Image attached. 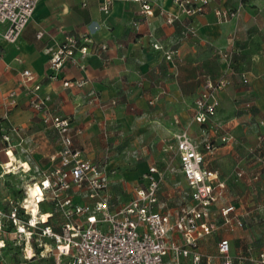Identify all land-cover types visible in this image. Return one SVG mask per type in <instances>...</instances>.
Masks as SVG:
<instances>
[{
    "label": "crops",
    "instance_id": "crops-1",
    "mask_svg": "<svg viewBox=\"0 0 264 264\" xmlns=\"http://www.w3.org/2000/svg\"><path fill=\"white\" fill-rule=\"evenodd\" d=\"M152 1L157 5L156 15L145 20L140 15L139 5L131 2L114 3L110 15L105 16L99 9V0H42L17 43L0 41V131L9 135L14 156L15 147L32 137L35 125L56 134L30 107L31 90L39 84L41 95L49 98L48 109L71 119L74 142L83 156L106 164L113 171L114 192L122 194L124 199L131 198L132 187L151 166L162 170L156 162L162 153L173 148L177 153L176 146L159 143L157 136L175 137L182 131L188 132L186 87L195 82L194 115L195 101L207 84L218 82L214 78L218 66L215 53L220 48L244 58L246 69L243 72L248 75L249 85L246 91L236 89L232 96H227L226 92L234 89L233 82L215 94L218 107L214 124L224 125L219 112L225 104L237 100V108L242 109L244 95L251 98L248 104H253L258 114L264 113V0H212L206 11L193 19L198 29L196 38L184 37L180 23L168 25L159 16V8L175 10L173 0ZM219 8L237 10L238 15L227 23H218L215 10ZM91 29L94 42L106 43L108 50L100 56L80 60L83 66L68 63L53 76L49 69V49L70 33ZM39 32L44 34L42 39L37 37ZM155 43H160L163 49H154ZM167 51L173 52L172 62L166 59ZM25 69L36 75L27 88L19 85L20 73ZM68 79L87 83L80 89L70 90L63 86ZM11 90H17L18 100L14 108L8 109L5 101ZM251 118L242 110L232 119L235 126L233 134L230 133L234 137L230 146L234 155L232 163L246 169L260 166L245 156L247 147H254L258 136L264 132L254 133L245 126L237 127ZM252 120L263 122L259 115ZM195 125L202 138V127L191 123V127ZM209 137L217 144L216 151H220L224 145L211 129ZM57 141L59 149L49 155L51 165V158L61 148L58 136ZM244 142L249 145L243 147ZM206 160L208 168L217 171L220 180L225 182L217 164L219 158ZM20 161L31 166L29 160ZM165 166L162 171L166 173L167 184H185L180 168L176 169V174H171L168 170L173 169L171 164L165 163ZM206 240L201 242V250ZM230 242L232 255L238 256Z\"/></svg>",
    "mask_w": 264,
    "mask_h": 264
},
{
    "label": "built area",
    "instance_id": "built-area-1",
    "mask_svg": "<svg viewBox=\"0 0 264 264\" xmlns=\"http://www.w3.org/2000/svg\"><path fill=\"white\" fill-rule=\"evenodd\" d=\"M41 1L0 0V41L17 43ZM116 2L138 4L140 15L145 20L156 15L157 5L152 0H99L101 13L109 16ZM211 2L173 0L174 11L159 8L158 14L168 25L180 23L184 37L196 38L198 29L193 19L203 14ZM237 15V10H215L218 23H227ZM97 29L94 27V30ZM43 36V32L37 34L38 39ZM153 47L163 49L160 43H155ZM107 50L106 43L94 42L92 29L70 33L56 47L49 49V69L53 76H57L68 63L83 66L80 60L100 56ZM166 59L172 62L173 52L167 51ZM241 78L244 84L249 83L246 73H242ZM35 79L36 75L25 69L20 73L19 85L27 88ZM86 83L85 80L68 79L64 80L63 86L73 90L82 88ZM229 84L225 78L215 84L209 82L195 101L193 122L202 127L205 152L187 131L175 136L186 185L184 194L177 197L168 193L166 196V173L151 166L132 187L129 199L114 192L113 171L106 164L83 156L74 142L71 119L52 113L47 106L48 96H42L41 85L35 84L31 90L30 107L45 126L56 132L61 148L51 158L52 165L42 178L26 185V198L22 205H12L8 210L0 207V236L6 232L5 228L9 229L8 233L13 234L14 242L19 243L26 263L37 256L34 250L41 249L40 257L45 263L51 259L50 264H245L244 256L232 255L228 238L218 242L216 256L205 255L201 250V242L220 229L217 216L221 217V225L227 231L245 226V214L239 212L235 204L216 209L218 201L225 195L226 183L220 180L218 172L207 167L206 160V155L217 149L210 140V129L222 144L233 139L222 132L221 125L213 122L218 107L215 94ZM17 100V90H11L6 97V107L14 108ZM0 132L5 144L3 151L10 160L9 153H14V146L9 135L3 130ZM258 140L264 141V132ZM9 162L0 164L2 176L13 172L8 167ZM22 169L26 173L32 171L30 165ZM33 184H38L40 188V194L35 199L40 211L43 203L51 208L45 212L49 215L46 221L35 218L26 203L31 197L30 185ZM180 185L174 183L177 188ZM164 199L176 200V203H168ZM21 210L29 216L27 219L20 217ZM5 246L6 240L1 239L0 250ZM254 262L264 264V253Z\"/></svg>",
    "mask_w": 264,
    "mask_h": 264
},
{
    "label": "rangeland",
    "instance_id": "rangeland-1",
    "mask_svg": "<svg viewBox=\"0 0 264 264\" xmlns=\"http://www.w3.org/2000/svg\"><path fill=\"white\" fill-rule=\"evenodd\" d=\"M224 50L223 48H220L215 53V59L218 60V66L216 67L217 69L215 68L217 71L215 70L216 72L214 78L217 81L225 78L229 80L230 84L234 82L233 91L226 92L227 96H232L236 89L238 91H246L249 83L244 84L241 78V74L244 73L243 71L246 69L243 65L244 58L242 56H235L234 53L231 55ZM225 54L229 56L226 57ZM240 60L243 62L241 63ZM173 77L175 79L178 78L176 74H174ZM235 86H237V88H235ZM186 92H188L189 95L187 112L190 119L189 126L186 127V129L188 130L190 137L199 144L200 149L202 150L204 149V145L202 143V138H200L197 134L198 126L195 125L191 127V123H193V99L197 95L195 82L189 83L186 87ZM244 96L245 100L243 99L242 103L245 105L242 109L237 108L239 106V102L237 100H234L231 104H225L224 107L222 106L219 112L221 117L224 119L222 121L225 122L222 126V132L228 133L229 135L233 134V127L235 125L232 119L234 117H238L242 110L252 118H256V116L259 115V118L264 122V113L262 115L258 114V112H256L258 111L256 107L253 104H248L250 103L249 101H251V98H249L248 95ZM252 118L240 122L237 127L245 126L254 133L264 131V125H261V120L254 121ZM217 125L220 124L217 123ZM231 136L233 137V135ZM157 139L161 144L164 143L173 147L177 144L176 138L171 135L167 138H164L163 135H158ZM163 139H165L164 142H162ZM233 141L234 137L232 141L223 144L224 146L220 149V151L215 150L212 154L206 155L208 160H213L214 156L219 158V160H217V164H219L220 172L223 174L222 177L226 183L225 195L218 201L216 209L219 210V208H223L224 206L235 204L239 212L244 214L245 212H248L250 215L248 216L245 214V226L242 229L232 232L227 231L221 225L222 219L217 216L216 218L220 223V229L217 233L207 238V240L202 244V250L205 255L216 256L218 242L222 238H228L232 241L234 253L244 256L247 260V264H254V261L259 260L261 254L264 253V141L260 142L257 139V143H254V147L253 145L252 147H247V154L245 158L250 160L251 163L256 162L260 165L249 169H246L243 166L237 167L236 164L232 163L234 155L230 146ZM245 145H249V142H244L243 147ZM4 147L5 144L3 143L2 136L0 135V164L9 162L6 153L3 151ZM57 149H59V144L56 134L41 126L35 125L32 137H29L28 142L24 143L22 146L15 147L16 159L18 161H20V159L29 160L32 171L28 173L23 171L22 168L29 167V165L25 162L23 167L19 169L11 168L13 169L12 173L2 176L3 168L0 167V204H4L8 209H10L12 205H22L24 199L26 198V185L32 184L34 181H39L43 174L50 169L51 164L49 161V155ZM217 152H219V154H216ZM132 155L137 154L133 153ZM96 162L100 163V161ZM156 162H159L158 165L161 166L162 170H165L167 166H165V163H170L173 167V169H168L172 172L171 174H176V169L180 168L179 157L178 154L175 153L174 148L169 152L162 153L159 161ZM210 170L214 171L213 169ZM240 173L242 174L241 176L239 175ZM255 177H257V179H255ZM185 191L186 185L184 183H181L179 188L175 187L172 183H168L164 188V194L166 196L168 193H171L173 196L176 195L178 197L180 196L179 194H184ZM164 200L168 203H176V200ZM40 207L42 212H47L51 209L47 203L41 204ZM5 229L6 232L2 233L0 236V241L1 239L6 240V246L0 250V264L26 263L19 243L17 241L14 242L13 234L8 233V228ZM34 244L37 243L34 241ZM34 251L37 256H33V259L28 261L27 264L51 263V259L47 260L45 263L43 260L44 258H41V255H39L36 250ZM214 261H216V259H214Z\"/></svg>",
    "mask_w": 264,
    "mask_h": 264
},
{
    "label": "bare ground",
    "instance_id": "bare-ground-1",
    "mask_svg": "<svg viewBox=\"0 0 264 264\" xmlns=\"http://www.w3.org/2000/svg\"><path fill=\"white\" fill-rule=\"evenodd\" d=\"M10 155V162L8 164V167L10 168H21L24 166V163H22V161H18L14 154L11 152L9 153ZM30 194H31V197L26 201L30 211L33 213V216L35 218H42L44 221L47 220V218L49 217V215L45 212H42L40 211V209L38 208V206L36 205V202H35V199H36V196H38L40 194V188H39V185L38 184H33V185H30ZM32 198H34L33 201H30Z\"/></svg>",
    "mask_w": 264,
    "mask_h": 264
},
{
    "label": "trees",
    "instance_id": "trees-1",
    "mask_svg": "<svg viewBox=\"0 0 264 264\" xmlns=\"http://www.w3.org/2000/svg\"><path fill=\"white\" fill-rule=\"evenodd\" d=\"M0 135L2 136V134H1V132H0ZM0 207H2L4 210H8V208L4 205V204H0ZM20 217L22 218V219H27L29 216H27V215H25V213H24V211L23 210H21L20 211ZM13 229V228H12ZM41 251V249H38L37 250V253H39Z\"/></svg>",
    "mask_w": 264,
    "mask_h": 264
}]
</instances>
